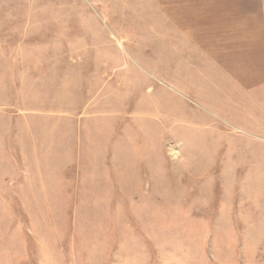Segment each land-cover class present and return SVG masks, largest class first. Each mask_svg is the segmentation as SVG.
Returning a JSON list of instances; mask_svg holds the SVG:
<instances>
[{"label": "rangeland", "instance_id": "obj_1", "mask_svg": "<svg viewBox=\"0 0 264 264\" xmlns=\"http://www.w3.org/2000/svg\"><path fill=\"white\" fill-rule=\"evenodd\" d=\"M157 16L0 0V264H264V63Z\"/></svg>", "mask_w": 264, "mask_h": 264}, {"label": "crops", "instance_id": "obj_2", "mask_svg": "<svg viewBox=\"0 0 264 264\" xmlns=\"http://www.w3.org/2000/svg\"><path fill=\"white\" fill-rule=\"evenodd\" d=\"M154 2L157 21L161 24L167 21L170 26L165 36L173 42L186 38L187 49L199 53L207 65L222 71L223 76L237 78L238 71L254 69L256 61L263 67L264 55L260 57L259 54H264V43L260 41L264 37L260 34L264 32V0ZM158 35L164 36L162 32ZM176 45L185 47L182 43Z\"/></svg>", "mask_w": 264, "mask_h": 264}]
</instances>
